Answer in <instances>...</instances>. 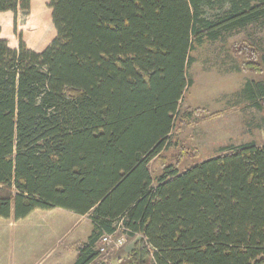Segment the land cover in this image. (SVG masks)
<instances>
[{
    "label": "trees",
    "instance_id": "trees-1",
    "mask_svg": "<svg viewBox=\"0 0 264 264\" xmlns=\"http://www.w3.org/2000/svg\"><path fill=\"white\" fill-rule=\"evenodd\" d=\"M30 7L0 0V13ZM50 7L56 37L42 52L22 38L11 48L0 26V219L54 209L89 216L93 230L74 264H94L100 238L120 226L139 236L130 264H264V144L225 147L183 171L189 153L175 165L163 154L194 113H180L192 53L264 27V0ZM247 53L263 80L247 82L243 94L261 109L264 53ZM156 158L163 169L155 180Z\"/></svg>",
    "mask_w": 264,
    "mask_h": 264
},
{
    "label": "rangeland",
    "instance_id": "rangeland-1",
    "mask_svg": "<svg viewBox=\"0 0 264 264\" xmlns=\"http://www.w3.org/2000/svg\"><path fill=\"white\" fill-rule=\"evenodd\" d=\"M37 12L41 20L48 18L50 25L46 31L51 33L45 36L48 42L34 47L29 40L33 30L28 28V24ZM10 14V19L5 16L1 18L3 37L8 39L9 45H19L22 38L33 51L41 52L56 37L50 0H31L28 12L19 10L16 14ZM254 46L264 53V27L252 25L224 35L192 53L195 61L188 69V77L193 84L186 91L180 113H194L191 122L178 123L163 152L168 163L173 165L176 164L174 157L181 152L189 153L178 166L180 171L217 156L225 147L249 142L264 144V104L258 109L243 94L247 82L263 80V76L250 67L252 58L247 51ZM150 168L156 180L162 173V163L156 158L150 163ZM92 230L89 216H78L63 209L37 210L18 222L13 217L0 220V264H14L16 253L21 251L48 249L50 254H55L62 248L67 256L75 252L77 256L79 244L87 242ZM123 233L118 231L119 236ZM125 238L126 242L121 248L109 247L94 264H130L126 258L139 236L132 238L125 234Z\"/></svg>",
    "mask_w": 264,
    "mask_h": 264
},
{
    "label": "crops",
    "instance_id": "crops-1",
    "mask_svg": "<svg viewBox=\"0 0 264 264\" xmlns=\"http://www.w3.org/2000/svg\"><path fill=\"white\" fill-rule=\"evenodd\" d=\"M12 14V13H11ZM10 12L7 13H0V26L2 28L1 32V38L4 40L8 39L6 37H3L4 33V26L1 19L2 16H5V18H12ZM11 15V16H10ZM13 24V21L11 19V25ZM7 32L9 31V24L6 25ZM13 49H17L18 45H9ZM29 47V46H28ZM31 49V48H30ZM42 52V51H41ZM5 220V219H0ZM18 222V221H16ZM48 249H45L44 251H37V252H30V251H21L19 253H16L15 256V262L14 264H74L76 260V252L72 256H67L64 252V250L61 248L60 251H57L55 254H50V252L47 251ZM54 249H52L53 251Z\"/></svg>",
    "mask_w": 264,
    "mask_h": 264
},
{
    "label": "bare ground",
    "instance_id": "bare-ground-1",
    "mask_svg": "<svg viewBox=\"0 0 264 264\" xmlns=\"http://www.w3.org/2000/svg\"><path fill=\"white\" fill-rule=\"evenodd\" d=\"M40 17L41 16L37 12V14H35L33 17V20L28 24V28H31L33 30V32H31L29 40L31 42V45H34V47L37 45L40 46L44 44V42L47 40V38H45L46 34L48 35V33H51V31H46L49 29V25H50L48 22V18L46 17L43 21L41 20ZM50 30H51V27H50Z\"/></svg>",
    "mask_w": 264,
    "mask_h": 264
},
{
    "label": "built area",
    "instance_id": "built-area-1",
    "mask_svg": "<svg viewBox=\"0 0 264 264\" xmlns=\"http://www.w3.org/2000/svg\"><path fill=\"white\" fill-rule=\"evenodd\" d=\"M118 231H123V228L120 226L115 233L105 234L100 238L96 247L100 255L105 254L109 247L121 248L124 245L126 242L125 234L119 236Z\"/></svg>",
    "mask_w": 264,
    "mask_h": 264
}]
</instances>
